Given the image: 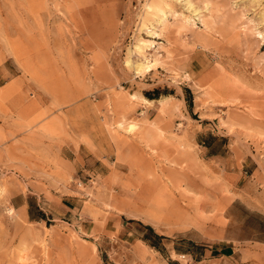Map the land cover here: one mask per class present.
I'll list each match as a JSON object with an SVG mask.
<instances>
[{"label":"rangeland","instance_id":"374dc122","mask_svg":"<svg viewBox=\"0 0 264 264\" xmlns=\"http://www.w3.org/2000/svg\"><path fill=\"white\" fill-rule=\"evenodd\" d=\"M0 117V264H264V0H0Z\"/></svg>","mask_w":264,"mask_h":264},{"label":"crops","instance_id":"0c3cea01","mask_svg":"<svg viewBox=\"0 0 264 264\" xmlns=\"http://www.w3.org/2000/svg\"><path fill=\"white\" fill-rule=\"evenodd\" d=\"M20 118H23V117H0V123L2 121L3 122L4 121L5 122L7 121L9 123L11 122L12 125L14 126L13 128H11V126H10V128L8 130H11V129H15L16 128L15 127V124H13L14 123V120L15 119L18 120ZM15 198H16V196L15 197H12L11 202H13L15 200ZM22 198H23L22 199V202L16 204L17 205L16 207H18V209L23 210L24 217H26L27 219H30L32 221H45V219L47 218V216L45 215L44 212H41V213L39 212V214L36 213V211L38 212V210L43 209L42 206L40 205V203H37L36 200H34L31 197H29V195H23ZM30 198H31V200H30ZM37 206H39L40 209H37ZM157 234H159V233H157Z\"/></svg>","mask_w":264,"mask_h":264},{"label":"trees","instance_id":"16d2710c","mask_svg":"<svg viewBox=\"0 0 264 264\" xmlns=\"http://www.w3.org/2000/svg\"><path fill=\"white\" fill-rule=\"evenodd\" d=\"M148 97L150 98H154V96L150 95L149 93L147 94ZM149 230H151L153 233H154V237L158 240V241H161L163 238H165L164 236L162 235H159L155 232V230L153 229V227L151 226H147ZM143 240L144 241H147L149 242L150 245H152L153 247H156V248H159V242H156V241H150L148 237L144 236L143 237Z\"/></svg>","mask_w":264,"mask_h":264},{"label":"bare ground","instance_id":"6f19581e","mask_svg":"<svg viewBox=\"0 0 264 264\" xmlns=\"http://www.w3.org/2000/svg\"><path fill=\"white\" fill-rule=\"evenodd\" d=\"M160 21V20H159ZM128 63H131V62H128ZM144 66V64H139L138 65V67L140 68V67H143Z\"/></svg>","mask_w":264,"mask_h":264}]
</instances>
